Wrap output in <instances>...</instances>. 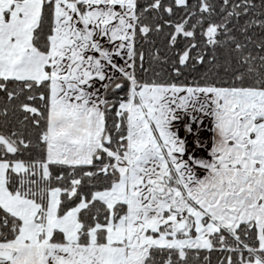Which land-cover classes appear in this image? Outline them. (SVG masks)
<instances>
[{
    "label": "snow or ice",
    "instance_id": "1",
    "mask_svg": "<svg viewBox=\"0 0 264 264\" xmlns=\"http://www.w3.org/2000/svg\"><path fill=\"white\" fill-rule=\"evenodd\" d=\"M0 264H264V0H0Z\"/></svg>",
    "mask_w": 264,
    "mask_h": 264
}]
</instances>
